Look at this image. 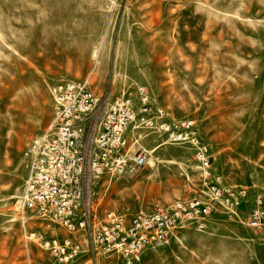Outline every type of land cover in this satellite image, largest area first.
Listing matches in <instances>:
<instances>
[{
  "label": "rangeland",
  "instance_id": "1",
  "mask_svg": "<svg viewBox=\"0 0 264 264\" xmlns=\"http://www.w3.org/2000/svg\"><path fill=\"white\" fill-rule=\"evenodd\" d=\"M65 80L87 81L100 112L124 93L139 106L145 87L170 118L196 121L210 149L205 173L190 145L129 129L131 154L147 150L148 163L95 184V227L109 211L199 199L209 215L136 264H264V224L249 225L258 198L264 207V0H0V264H58L36 239L45 224L27 213L24 225L18 201L25 152L53 121ZM216 177L248 190L240 206L213 200ZM84 249L69 264H123Z\"/></svg>",
  "mask_w": 264,
  "mask_h": 264
},
{
  "label": "built area",
  "instance_id": "2",
  "mask_svg": "<svg viewBox=\"0 0 264 264\" xmlns=\"http://www.w3.org/2000/svg\"><path fill=\"white\" fill-rule=\"evenodd\" d=\"M53 92L55 116L25 152L29 173L18 202L24 225L27 213L45 224L46 232L36 233V239L56 263L74 262L86 244L93 255L116 254L123 264H136L145 250L165 243L183 222H198L209 215L210 205L194 199L159 206L149 213L109 211L95 227V184L106 174L124 176L148 163L147 150L131 154L129 129L149 130L171 144L190 145L205 173L212 165L210 149L196 121L170 118L164 108L152 104L145 87L137 88L139 106L131 94L124 93L110 100L103 112L101 98L85 80L61 81ZM221 181L214 178L210 187L213 200L240 206L248 190ZM256 202L249 217L255 229L264 224L263 202L261 198Z\"/></svg>",
  "mask_w": 264,
  "mask_h": 264
}]
</instances>
